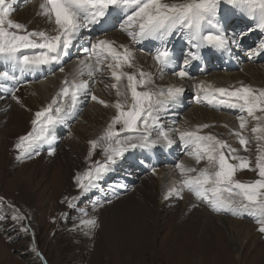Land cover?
Instances as JSON below:
<instances>
[{"label": "rangeland", "instance_id": "rangeland-1", "mask_svg": "<svg viewBox=\"0 0 264 264\" xmlns=\"http://www.w3.org/2000/svg\"><path fill=\"white\" fill-rule=\"evenodd\" d=\"M14 2H17L19 5L13 3L11 19L27 25L29 31L33 29L50 31L54 27V25L47 21L46 17L38 14L40 12L39 5L42 0H14ZM225 17H227L225 31L229 35L233 32L247 30V28L253 26L248 23L250 19H246L233 6L222 3L220 6V19L222 22L225 21ZM230 17L235 21V25H230ZM251 23L254 24V22ZM83 34L92 35L93 39L110 38L109 36H113V38H116L117 44L129 45L135 51L136 56L134 61L135 67H126L124 69L129 72L142 69L140 62L144 58L143 56L149 55L152 57L153 49L157 46V42L155 41L133 44L130 37L122 32L118 26L109 27L104 31H101L99 26H94L90 33L85 32ZM262 40H264V32L256 30L245 37L239 47L231 45L232 56L228 60L231 62L230 66L223 63L220 59L218 60L213 53L211 57L212 62H209V59H206V52L202 51L201 59L206 64H212H207L203 67L202 60L200 59L192 61L191 65L184 68V70L188 71L195 81L202 78H211L212 80L213 77H217L216 75H218V77L222 76L238 84L240 82L244 84H262L264 74L255 75L253 72L249 74L246 72L247 66L252 63L264 68V53L253 59L248 58V51ZM168 47L171 49L175 48L177 53L174 55L175 66H169L164 69L163 75L167 76L159 75L157 72L159 66H157L156 70H153L156 65L153 60L154 65L151 68L153 73L148 71V69H142L153 74V87L173 85L172 81L174 79L175 82L176 80L180 81L177 79L178 76L175 73L183 67V57L189 50V45L186 43L182 33H173V36L169 39ZM207 50L209 49L207 48ZM84 55L79 46L73 47L69 55L65 57L62 65H53L51 68L48 67L37 74L31 75V72L25 74L21 78L25 82L20 81L17 87L19 89L29 85L31 87H34V85L40 87L41 92L33 94L38 108L41 109L59 91L61 87L60 83L69 69H72V73L69 75L70 79L75 77L74 71L77 69L78 61L83 59ZM258 59L261 60L258 61ZM61 66L64 69L63 72L59 70ZM201 69L203 70L201 71ZM0 70H3L2 67H0ZM226 73H229L228 77L224 76ZM98 75L95 78L96 82L94 84L90 81V85L93 84L91 88L92 90L94 88L95 94L97 87L100 88L103 91L101 93L105 97L102 98L96 95L111 104L117 99L115 89L110 87L114 81H112L106 71ZM168 76L170 77L169 80ZM77 78L89 79L86 75ZM180 82L183 83L182 81ZM181 83H175V86H186H181ZM258 86L262 87L261 85ZM188 92L190 93H187L188 95L179 101L178 106L182 107L181 103L186 101L187 106L183 109L182 113H193V120L195 119V122H190L187 116L184 118L179 116L175 122L170 123L171 117L167 115L166 111H163L161 113V124L165 126V129L175 127L188 129L191 124L194 126L195 123L210 122L213 118L219 120L221 114L224 117L226 116L224 121L226 123L229 121L231 129L235 127L233 122H238L237 117L240 115L238 110L222 106L223 108L219 111L217 107H211L206 103H197L196 90H188ZM14 103L18 104L21 108L17 109L18 111H24L31 119L34 118L30 106H26L22 102L18 103L10 94H6L0 89V108L6 105L8 112ZM200 108H206L209 112L204 115L200 114L197 112V109ZM174 109L176 110V108ZM194 112H196V116H194ZM178 113L179 111L177 110L173 117L176 118ZM115 114L116 110L113 107H105L90 98L85 99L81 97L75 113L70 112L65 122L56 127L55 135L57 142H51L52 147L56 149L53 155H49L48 145L46 144L40 149L39 155H33L31 158L17 159L18 150L15 148V144L19 139L13 146L8 144V141L6 142L4 138L2 139L0 142V198H3V203H0V264H112L108 260L112 257L107 252L109 246L107 247L104 242L101 243L99 248L93 242L92 246H84L82 244L78 247V242L74 240L76 235L71 236L70 233L73 231L72 228L74 223L77 222L78 217L80 218L91 212L94 213V211H98L100 208H102L101 212L104 217L108 214L113 215L111 208L112 201L134 190L140 191L134 208L141 212L146 225L150 226L153 230L151 236L144 232L143 237L139 238L133 237L130 231H125L123 236L116 234L117 240L115 241V245L119 249L117 252L119 253L120 251V257L121 249H127V253L130 251L134 252L135 250H141L140 244L143 243V247L146 245L145 252L144 254L141 253L139 257H134L136 260L135 264H264V232L258 230L259 224L252 216L233 215L227 211H214L207 202L197 199L193 193L187 190L183 192L182 198L171 196L165 199V195L169 190L168 188H171L181 178L176 168L177 163L183 161L187 167L194 166L196 168L206 165V161H201L198 164L199 167L197 164L192 165V159L194 158L186 154V149L182 147L183 144L179 147H176V143L173 144L172 146L174 147L170 152L164 146H158V151H152L156 157L154 159L153 157L143 158L141 155L133 156L132 159H122L119 161V165L114 172L108 173L107 177L105 176L99 181V187L102 190L97 187L87 194H81L76 176L80 172L83 173L91 163L104 159L101 148H97L89 159V152L91 150L89 141L98 138L103 133ZM214 114L217 116H214ZM3 115L4 113L0 112V118ZM94 116L97 119H94ZM12 121L11 119L10 123ZM5 122L7 120L3 121V123ZM214 123L215 128L218 127V130L225 134L229 144L237 149V154L248 157L251 165L254 167L258 155V142L254 139L251 128L254 127L255 121H249L246 131V135L250 141L247 145V151L244 150V146L240 145L238 138H234L233 135L230 136V133L227 132L226 123L219 126L216 122ZM80 132L85 135L84 138H81L82 142H85V144L83 143V155L85 157L84 162L79 165V159L73 153L75 151L74 141L78 140ZM208 132H210L209 128L202 130V133ZM172 138L178 140L175 134ZM42 153H47L48 156L38 162L36 159ZM66 153H68L70 158H67ZM232 162L236 163V161ZM22 163L25 164L23 167L27 170L21 169ZM121 163L126 166H122ZM45 164L50 167L47 173L41 171V168ZM153 168L156 170L155 173L152 171ZM158 173L167 175V183L170 182V186L164 189L166 191L160 195V202L158 201L159 204L156 205L151 203L147 192L143 193V190L146 189L143 184L150 176H157ZM235 178L240 181H252L257 179L258 175L256 171L244 169L238 171ZM20 179L22 180L20 181ZM60 182H62L63 186L59 188ZM27 186L30 189H28L29 191H27L28 193L24 197V202L14 197L20 188L25 187L27 189ZM57 189H61L58 192L63 191L61 193L55 192ZM67 191L68 194L66 193ZM61 194L65 195L61 197ZM49 198L53 200L52 210H50L51 206L48 203L46 204ZM44 202L50 206L49 210L43 208L42 204ZM192 203L194 205H190ZM42 208L47 213L43 212ZM161 208L162 212L158 214L157 211H161ZM175 209V214L171 217ZM153 211L156 213V216H153ZM130 214L131 211L128 210L126 214L128 218L131 217ZM164 214H168V218H163L162 215ZM14 216L21 218L13 219ZM201 217L202 219H200ZM185 219L199 224L196 232L190 236L184 224L188 225L189 232L192 225L189 226V223ZM208 222L210 223L207 224ZM84 226L89 229L87 225ZM251 227L255 229L249 232ZM24 228H27L28 231L25 232ZM100 229L101 226L99 225L95 228L97 231H100ZM87 240L90 241L88 236L82 241L86 242ZM112 253L114 254V250ZM78 256L81 257L78 258ZM79 259H83V261L80 262Z\"/></svg>", "mask_w": 264, "mask_h": 264}, {"label": "snow or ice", "instance_id": "snow-or-ice-1", "mask_svg": "<svg viewBox=\"0 0 264 264\" xmlns=\"http://www.w3.org/2000/svg\"><path fill=\"white\" fill-rule=\"evenodd\" d=\"M13 3L14 0H0V67L3 69L0 70V89L18 103L21 100L16 95L17 85L26 73L62 65L70 49L76 46L85 54L78 61L77 76L65 77L51 101L34 113L31 131L15 144L17 159L39 155L46 144L49 155L55 154L51 142L56 139L57 125L65 122L81 97L90 98L105 107H113L116 114L103 133L89 141V159L97 148L102 149L104 159L91 163L76 176L81 194L97 188L99 181L126 153L134 149H153L157 145L171 147L176 143L172 138L175 134L185 146L186 154L197 164L206 161V165L196 168L187 167L183 161L177 163L181 178L169 188L165 199L182 198L187 190L207 202L214 211L252 216L259 224L258 230L264 232V88L243 82L228 87H217L205 81L193 85L197 103L239 111V129L234 134L245 151L250 142L246 135L248 124L250 120L255 121L251 133L258 142V155L253 167L248 157L238 155L237 149L226 140L212 133H202L211 125L165 129L160 114L169 104L178 102L184 89L175 85L153 87L152 73L142 69L124 70L135 67V53L129 45L83 34L90 33L94 26H99L101 31L118 26L133 44L157 42L153 59L162 76L165 68L175 66L172 49L168 47L169 39L173 33H182L189 50L183 57V67L175 75L181 79L191 78L184 68L202 58L201 49L231 52V45L239 47L251 32H264V0H42L38 14L54 25L50 31H29L27 25L11 19ZM222 3L233 6L252 20L253 26L227 34V17L224 22L220 19ZM261 53H264V40L248 51V58L253 59ZM59 70L64 71L62 66ZM105 71L114 81L110 87L115 89L117 97L111 104L100 99L90 87V81L94 84L97 75ZM85 75L89 79L77 78ZM244 169L256 171L258 178L252 181L236 179V173ZM81 225L94 230L97 220L91 218ZM23 230L28 231L27 228Z\"/></svg>", "mask_w": 264, "mask_h": 264}, {"label": "bare ground", "instance_id": "bare-ground-1", "mask_svg": "<svg viewBox=\"0 0 264 264\" xmlns=\"http://www.w3.org/2000/svg\"><path fill=\"white\" fill-rule=\"evenodd\" d=\"M14 4H18L17 2ZM19 5V4H18ZM248 19V18H246ZM229 23L230 25H233L235 23V21H233V18L230 17L229 18ZM253 22L252 20H249L248 23L252 24L251 23ZM228 23V24H229ZM33 25V24H32ZM235 25V24H234ZM227 26V25H226ZM260 31V30H259ZM116 34V33H115ZM114 34V35H115ZM110 38H107V39H110V40H114L115 41V37L113 38V36H109ZM145 42H149V41H145ZM119 44V43H118ZM246 44H247V41H246ZM134 48V46H132ZM209 49V48H208ZM71 51V49H70ZM202 51L205 53L206 52V59H209V62H212L211 60V57H212V53L214 54V56H216V58L219 60H221L223 63L225 64H228V66H230L229 64H231L230 61H228L230 59V56H232L231 52H226V51H217L215 49H209L207 50V48H204V49H201V54H202ZM135 52V51H134ZM172 52H173V59H174V55L177 53V50L174 48L172 49ZM144 54V53H143ZM140 56V54H139ZM152 56V55H151ZM136 57V56H135ZM144 58H142L141 62H140V65H141V68L142 69H148V71L152 72L153 73V70H156L157 69V63L154 61L153 56L150 57L149 55H145L143 56ZM262 59V58H261ZM261 59H258L261 60ZM152 60L155 62V66H154V69L152 70V66L154 65ZM202 60V64H203V67H205V65L209 64L203 60ZM136 64V63H135ZM212 63H210L209 65H211ZM210 67V66H208ZM51 68V67H49ZM77 70H78V66H77V69H75L74 73H75V77L77 75ZM200 70V69H198ZM203 69H201L202 71ZM246 72L251 73L253 72L255 75H262L264 74V68L263 67H260L258 65H255V64H249L246 68ZM43 70H39V71H36V72H31V75L32 74H37V73H40L42 72ZM147 71V70H146ZM145 71V72H146ZM157 72L159 73V69H157ZM70 73H72V69H69L67 71V74L65 75V77L69 78L70 79ZM108 73V72H107ZM26 74H29V73H26ZM229 73H226L224 74V76L228 77ZM99 75H97L98 77ZM163 76H167V75H163ZM217 77H213L212 80L211 78H202L200 80H197L195 81L190 75L189 77L191 78H184V79H181V78H177L179 79L180 81H182L183 83H181L180 81L176 80L175 82V79L174 81H172L173 85H175V83H181V86H185V87H182L184 89V92L183 94L179 97L178 99V102H176L175 104H169L167 106V110H166V113L168 116L171 117V122H175L176 119L180 116L182 118L186 117L190 120V122H195V119L193 120V113L192 114H186V113H182L183 112V109L186 108L187 106V103L186 101H183L181 103V106L182 107H179L178 106V103L180 100H182L183 98H185L186 95H188L187 93H190L188 92V90L192 91V90H196L193 85L195 83H198L199 81H205V82H209L217 87H228L230 85H239L238 83H235L233 80L230 81V79L228 80L227 78H224V77H218V75H216ZM241 76V75H240ZM64 77V78H65ZM73 77V76H72ZM63 78V80H64ZM164 78V77H163ZM168 80H169V76L167 77ZM250 78V77H249ZM244 79H247V78H244ZM62 80V81H63ZM172 80V79H171ZM20 81L22 82H25V80L21 79ZM113 81V80H112ZM249 81V80H247ZM61 84V83H60ZM255 84V85H254ZM27 85V84H25ZM251 85H254L255 87H259L258 85H261L262 87L261 88H264V81L262 84H256V83H253ZM92 85H90V87H92ZM166 87V86H165ZM94 90V88H93ZM41 92V88L34 85V87H31L30 85L29 86H24L22 87L21 89L18 90V92L16 93V95L18 97H20V100L22 103H24L26 106H30V109H31V112H32V115H34V113L36 111L39 110L38 108V104H36L35 102V98H34V94L33 93H39ZM103 92L100 88L97 87L96 89V94L99 95V97H102L104 98V94L101 93ZM36 95V94H35ZM39 96V95H38ZM39 98V97H38ZM44 103V102H43ZM184 105V107H183ZM2 106V105H1ZM213 107V106H211ZM219 111L221 110V108H223L222 106H216ZM176 108V110L174 109ZM197 108V107H196ZM17 109H21L19 107L18 104H13L12 108L7 112L8 108L6 105H3V107L0 108V112H3L4 115L0 118V142L2 141V139L4 138L6 140V142L8 141V144L10 145H14L15 142L21 137V136H24V134L28 133L29 131H31L32 129V124H31V121L32 119L30 118L29 115H27L24 111H18ZM179 111V113L177 114V117L174 118V114L176 111ZM195 110V109H194ZM76 109L73 110L71 113H75ZM197 112L200 113V114H206L209 112L208 109L206 108H200V109H197ZM211 112V111H210ZM162 113V112H161ZM196 112H194V116ZM161 115V114H160ZM182 115V116H181ZM216 114H214L215 116ZM97 116V115H96ZM96 116H94L93 118L94 119H97ZM217 116V115H216ZM226 117V116H225ZM222 114L220 115L219 117V120L213 118L210 122H206V123H195L194 126L193 124H191V126H189L188 129H191V128H195V126L197 125H202V124H208V125H211V127H209V130L210 132L208 133H212L214 135H216L217 137H219L220 139H223V140H226L228 142V140L226 139L225 137V134L220 132L218 130V127L215 128V123L216 122L219 125H225V121H224V118H225ZM162 118V116H161ZM13 120L12 123H10V120ZM4 120H7V122L3 123ZM228 120V119H227ZM237 120V119H236ZM161 122V121H160ZM235 124V129L234 128H230V123L229 121L226 123V128H228V131L230 133V136L233 135L234 138H237L236 135L234 134V131L235 130H238L239 129V121L238 122H233ZM255 126V125H254ZM17 136H16V134ZM84 132V131H82ZM16 136V137H15ZM83 136V137H81ZM174 136V135H173ZM78 140H75L74 141V147H75V151L73 154H76L77 157H78V161H79V165L84 162V155H83V148H84V145L83 143L85 144V142H82V139L81 138H84L85 135L82 134L80 132V136H78ZM153 137L155 138V132L153 133ZM71 141V139H69ZM176 140V139H175ZM57 142V138L52 141V143H55ZM229 143V142H228ZM183 143L178 139L176 140V147H179L181 146ZM160 146V147H163L162 145H157L155 148L153 149H150V151H148V149H134L132 151H130L129 153H126L125 154V157L123 159H126V158H129V159H132L133 156H136V155H141L143 158L145 157H153L156 158L154 156V152L152 153V151L154 150H157V147ZM87 147V146H86ZM174 146L170 147V150H169V147H165V149L167 151H172V148ZM182 147L185 148L184 145H182ZM89 150V149H88ZM158 151V150H157ZM187 151V150H186ZM90 153V152H89ZM238 153V152H237ZM87 155V154H86ZM46 156H48L47 153H42V155L40 157H38L36 160L39 162L41 159L45 158ZM66 156L67 158H70V156L68 155V153H66ZM75 160V159H74ZM77 160V159H76ZM121 161V160H120ZM155 161V160H154ZM192 165H195L197 163H195V159H192ZM23 164V163H22ZM26 164V162H25ZM25 164L22 165L21 169H25L23 166H25ZM84 164V163H83ZM122 166H126V165H123V163H121ZM119 165V162L117 163V165L114 166V169L111 171V172H114L116 167ZM198 165V164H197ZM12 167V166H11ZM194 167V166H192ZM199 167V165H198ZM49 165L45 164V166L43 168H41V171L43 172H49ZM79 168V167H78ZM27 170V169H25ZM33 172V171H32ZM30 172V173H32ZM109 172V173H111ZM34 173V172H33ZM72 173V172H71ZM75 173V172H74ZM79 173V172H78ZM81 173V172H80ZM79 173V174H80ZM19 175V174H18ZM75 176V175H74ZM73 177V176H72ZM107 177V176H106ZM170 178V177H168ZM22 179H20L21 181ZM167 175H162L160 173L157 174V176H150V178L148 180H146L143 184V186L146 188L145 190H143V193H146L147 192V196H149L150 200H151V203H154V204H159L158 201H159V198H160V195L162 193H164L166 190V188H168L167 186H170V182L167 183ZM171 181V180H170ZM20 183V182H19ZM173 184V183H172ZM171 184V185H172ZM63 184L62 182L59 183V188L62 187ZM98 188L100 190L101 187L98 186ZM28 189H30L29 186H27V189L24 187V188H20L17 192V194L14 196L15 198H18V199H21L23 202H24V197H26V194L28 193L27 191H29ZM169 189V188H168ZM61 190V189H59ZM57 189V191L55 192H58L59 191ZM73 190V189H72ZM63 191V190H62ZM62 191L58 192V193H61ZM68 194V191L66 192ZM140 194V191L139 190H134V191H131L129 194L127 195H124V196H121L119 199H116L115 201H112L111 203V208L113 210V215L116 216L114 217L113 215H110L108 214L106 217H104L102 215V212H101V209L100 208L98 211H94V213H89V214H86V215H83L82 217H78L77 219V222L74 223V226L72 228V232L70 233L71 236L73 235H76L74 237V240L75 242H78L77 245L78 247H80L82 244H84V246L88 245L90 246L92 244V242L94 244H96L97 248H99V246H101V243L104 242V244L108 247L109 246V249L107 250L108 254L109 255H112V257H110L108 260H110L112 262V264H135L136 263V260L134 259V257H139L141 255V253L144 254V249H145V246L143 247V243L140 244V249L141 250H135L134 252H129L127 253V249L123 248L121 249V257H120V251L119 253L117 252L119 249H117L116 245H115V241L117 240L115 235H120V236H123V234H125V231H130L132 234H133V237L136 236V237H143V233L146 232L149 236H151L152 234V228L149 226L146 225V221H144V217L142 216L141 212L137 209L134 208V205L137 201V197L138 195ZM59 195V194H58ZM62 195L64 196L65 194H61V197ZM54 196V195H53ZM52 196V198H53ZM191 197V196H190ZM192 198V197H191ZM49 198L48 201H46V204L48 203V205L45 204V202L42 204L43 208H47V210H49V207H50V210H52V204H53V200ZM65 199V198H63ZM144 199V197H143ZM192 200V199H191ZM65 202V201H64ZM160 202V201H159ZM153 204V205H154ZM45 205V206H44ZM190 205H194L193 203L190 204ZM155 207V206H154ZM153 207V208H154ZM42 208V210H43ZM156 208V207H155ZM163 208V207H162ZM162 208H161V211H157V213L159 214V212H162ZM131 211V214H130V218L127 217V211ZM152 210V209H151ZM156 210V209H155ZM175 211L176 209L172 212V215L171 217L175 214ZM43 212H46V210L44 209ZM199 212V211H198ZM40 213V212H39ZM38 213V214H39ZM47 213V212H46ZM202 213V212H201ZM204 213V212H203ZM37 214V215H38ZM41 214V213H40ZM183 214V213H182ZM44 215V214H43ZM42 215V216H43ZM203 215V214H201ZM209 215V214H208ZM129 216V215H128ZM153 216H156V213L153 211ZM163 218H168V214H164L162 215ZM161 216V217H162ZM186 216V215H185ZM40 217V216H39ZM45 217V216H44ZM211 217V216H210ZM91 218H95L97 220V225L101 226V229L100 231H97V230H90L88 228H86L85 226H82L81 225V222L82 221H85V220H88V219H91ZM151 218V217H150ZM188 218V217H187ZM202 219V217L200 218ZM211 219V218H210ZM43 220V219H42ZM187 221V219H185ZM107 221V222H106ZM153 221V220H152ZM185 221V222H186ZM148 222V221H147ZM156 222V221H155ZM189 223V226H191L190 228V232H189V228H188V225H185V229L187 230L189 236L192 235L193 233L196 232L199 224L197 223H194V222H190V221H187ZM207 222V221H206ZM45 223V222H44ZM210 222H208L207 224H209ZM224 223V222H223ZM243 224V222H241ZM225 226V223L223 224ZM161 226V225H160ZM171 226V225H170ZM181 227V226H180ZM76 229V230H75ZM157 229V228H156ZM255 228L251 227L249 229V232L250 231H254ZM129 233V232H128ZM184 233V232H183ZM239 233V232H238ZM87 236L89 237L90 241H86V242H83L82 240H84L85 238H87ZM82 237V238H81ZM147 237V236H146ZM256 237V236H255ZM259 237L261 238V236L259 235ZM152 238V237H151ZM149 239V238H148ZM139 240V239H138ZM135 243V242H134ZM100 244V245H99ZM92 246V245H91ZM114 250V254L112 253L113 250ZM119 254V255H118ZM128 254V255H127ZM136 255V256H135ZM81 256H78V258H80ZM80 262L83 261V259H79ZM108 263V262H106ZM77 264V263H76Z\"/></svg>", "mask_w": 264, "mask_h": 264}]
</instances>
